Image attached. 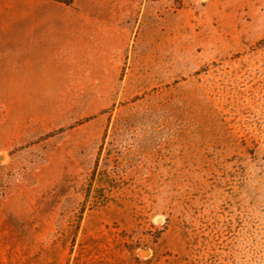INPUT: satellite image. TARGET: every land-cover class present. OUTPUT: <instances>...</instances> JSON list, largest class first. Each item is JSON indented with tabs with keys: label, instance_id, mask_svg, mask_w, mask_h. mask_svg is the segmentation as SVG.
<instances>
[{
	"label": "rangeland",
	"instance_id": "obj_1",
	"mask_svg": "<svg viewBox=\"0 0 264 264\" xmlns=\"http://www.w3.org/2000/svg\"><path fill=\"white\" fill-rule=\"evenodd\" d=\"M263 2L129 0L113 31L64 25L60 46L27 48L46 71L2 69L11 248L34 264H264ZM31 5L0 0V22Z\"/></svg>",
	"mask_w": 264,
	"mask_h": 264
},
{
	"label": "crops",
	"instance_id": "obj_2",
	"mask_svg": "<svg viewBox=\"0 0 264 264\" xmlns=\"http://www.w3.org/2000/svg\"><path fill=\"white\" fill-rule=\"evenodd\" d=\"M31 1L32 5L24 9V15L31 17H25L17 22H0V77L2 69L20 73L46 71L50 65L48 59L44 64L42 60L24 59L21 55L27 48L37 51L38 48L48 44L60 46L61 26L72 25L86 33L87 30L104 25L106 27L102 29L113 31L123 21L128 22L129 0H74L73 6L60 3L59 7L43 6L42 0ZM107 6L111 8L108 12L109 19L102 20L100 17L102 10ZM106 22H111V26H108ZM62 44L77 46L76 40H69ZM58 63L60 64V56ZM7 77L8 79L3 80V84L10 83L11 76ZM1 85L2 80H0V87ZM16 238L20 237L17 236L9 218L0 215V264H34L33 250L11 248L10 240H16ZM20 241L22 243L21 238Z\"/></svg>",
	"mask_w": 264,
	"mask_h": 264
},
{
	"label": "trees",
	"instance_id": "obj_3",
	"mask_svg": "<svg viewBox=\"0 0 264 264\" xmlns=\"http://www.w3.org/2000/svg\"><path fill=\"white\" fill-rule=\"evenodd\" d=\"M53 1L58 2V3H63L67 6H72L74 4V0H53ZM260 44L264 45V41L260 42Z\"/></svg>",
	"mask_w": 264,
	"mask_h": 264
}]
</instances>
